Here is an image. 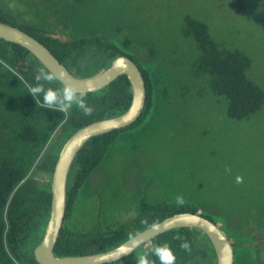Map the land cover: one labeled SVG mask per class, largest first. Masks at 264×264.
<instances>
[{
    "label": "trees",
    "instance_id": "trees-1",
    "mask_svg": "<svg viewBox=\"0 0 264 264\" xmlns=\"http://www.w3.org/2000/svg\"><path fill=\"white\" fill-rule=\"evenodd\" d=\"M208 1L238 11L245 7L264 8V0ZM152 5L159 9L158 0ZM0 21L39 39L76 76H92L107 67L115 56L124 54L138 64L146 83L147 98L139 118L128 126L91 137L77 153L69 172L66 215L54 249L56 255L105 251L169 215L189 211L199 212L218 223L231 241V232L243 236L241 243L236 244L242 255L236 260V248L234 264H240V260L243 264H264V257L257 255L253 259L250 253L249 219L237 220L238 216L231 211H226L222 218L200 211L196 204L140 202L132 219H124L120 214L119 219L118 216L110 220L81 219L87 224L79 225V215L88 216L86 211L79 214L77 209L85 184L99 170L115 142L146 116L154 114L158 102L166 101V92L171 91L169 85L174 80H168L164 66L153 65L162 39H155L150 31H145L151 25L145 19V6L133 0L132 3L47 0L46 6L37 10L36 20L31 21L0 4ZM179 30L196 44L192 75L208 76L206 81L213 91L225 97L231 118H250L262 109L264 88L250 75L253 59L245 50L218 39L206 19L192 14L182 18ZM41 69L50 72L29 49L0 37V264H40L34 249L43 237L50 216L52 176L62 147L82 126L119 115L132 102L131 82L127 74H121L98 90L78 92L83 93L92 108L90 115L75 107L67 114L41 107L36 103L38 97L28 92L32 85L39 83L35 76ZM40 83L46 88L65 86L57 78ZM38 173L49 177L41 181ZM256 219L264 222V207L257 211ZM184 241L190 250L180 246ZM164 244L174 251L175 264H217L216 251L208 235L191 226L169 229L125 258L105 264H138L137 254L141 252L153 264H160L152 249Z\"/></svg>",
    "mask_w": 264,
    "mask_h": 264
},
{
    "label": "rangeland",
    "instance_id": "rangeland-1",
    "mask_svg": "<svg viewBox=\"0 0 264 264\" xmlns=\"http://www.w3.org/2000/svg\"><path fill=\"white\" fill-rule=\"evenodd\" d=\"M133 1L145 6V19L151 24L145 31L162 39L153 65L164 66L168 80L174 81L166 101L158 102L154 114L115 142L85 184L77 209L88 216L79 215V225L87 224L85 218L119 219L120 214L129 220L140 202H177L181 196L183 203L196 204L211 216L223 218L226 211L234 212L237 220L249 219L251 234H264L263 219H256L264 207V106L250 118H231L225 97L213 91L208 76L192 75L196 44L179 30L187 14L206 19L218 39L252 57L250 75L264 88V8L238 11L208 0H158V9L152 5L156 0ZM0 4L35 21L47 0H0ZM37 177L42 181L49 175ZM230 236L234 246L243 239L233 232ZM237 252L239 260L238 245Z\"/></svg>",
    "mask_w": 264,
    "mask_h": 264
},
{
    "label": "water",
    "instance_id": "water-1",
    "mask_svg": "<svg viewBox=\"0 0 264 264\" xmlns=\"http://www.w3.org/2000/svg\"><path fill=\"white\" fill-rule=\"evenodd\" d=\"M0 37L29 49L65 86L77 92L98 90L121 74H127L133 89L129 108L116 116L92 121L75 131L62 147L53 171L50 216L41 241L34 249L40 264H105L125 258L141 245L169 229L181 226L197 227L210 238L217 255V264H234L235 252L227 231L199 212H177L136 233L120 245L101 252L83 255L55 254V246L64 224L67 206V185L72 163L82 146L93 136L122 128L135 122L141 115L147 98L146 83L138 64L129 56H115L100 72L79 77L73 74L57 56L30 33L0 21Z\"/></svg>",
    "mask_w": 264,
    "mask_h": 264
},
{
    "label": "clouds",
    "instance_id": "clouds-1",
    "mask_svg": "<svg viewBox=\"0 0 264 264\" xmlns=\"http://www.w3.org/2000/svg\"><path fill=\"white\" fill-rule=\"evenodd\" d=\"M35 79L39 83L32 85L28 92L34 97H38L36 103L40 104L41 107L58 110L64 114H67L75 107L85 115L91 114L92 108L86 103L83 93L78 94L77 90L71 86H62L59 89L53 87L46 88L44 83H40V81L48 82L56 79L52 73L41 69L38 71ZM236 179L237 182L241 180L240 177ZM177 202L183 203V197L178 196ZM180 246L185 250H190L187 241H184ZM152 252L158 258L160 264H175L176 262L175 253L167 244L156 246L152 249ZM137 255L139 257L138 264H153L152 260L148 256L143 255L142 252Z\"/></svg>",
    "mask_w": 264,
    "mask_h": 264
},
{
    "label": "flooded vegetation",
    "instance_id": "flooded-vegetation-1",
    "mask_svg": "<svg viewBox=\"0 0 264 264\" xmlns=\"http://www.w3.org/2000/svg\"><path fill=\"white\" fill-rule=\"evenodd\" d=\"M253 223H254V225H253V228H254L259 223V221L253 222ZM261 225H264V222H263V224L260 223V226ZM260 239L261 240L264 239V234L254 232L253 234H251V240L248 241V245L251 249L250 253H251L253 259L257 257V255H254V253H258V255H261L262 257H264V243H262L260 241ZM253 242L255 243L254 245H253ZM236 248H237V246H234V252H235Z\"/></svg>",
    "mask_w": 264,
    "mask_h": 264
}]
</instances>
